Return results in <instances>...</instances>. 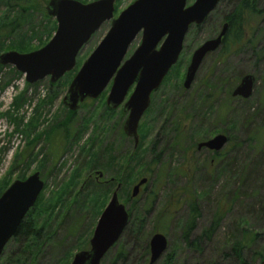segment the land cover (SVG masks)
<instances>
[{"label":"rangeland","instance_id":"374dc122","mask_svg":"<svg viewBox=\"0 0 264 264\" xmlns=\"http://www.w3.org/2000/svg\"><path fill=\"white\" fill-rule=\"evenodd\" d=\"M48 1L34 0V4L45 13ZM134 1L115 0L113 18ZM193 1L187 0L186 5ZM236 1L220 2L202 25L188 31L178 62L151 95L152 106L139 122L137 155L141 162L132 172L128 154L133 141L122 132L127 115L122 105L114 110L105 105L111 82L97 99L86 100L70 117L61 103L79 67L106 35L110 21L92 35L75 67L55 84L45 78L30 85L14 67L0 66V195L14 181L38 172L44 183L41 213L35 216L38 225L52 212L37 255L29 264H70L75 253L88 250L96 222L117 184L119 202L130 209L131 189L142 178L147 182L140 189L132 216L136 220L137 214H144L142 231L149 239L162 234L168 244L155 264H169V260L170 264H240L224 255L231 240L244 247L241 260L247 264L264 261V33L225 57L220 48L208 54L190 88L182 86L192 52L219 32ZM2 11L0 7V14ZM41 20L35 14L33 25L40 26ZM140 38L138 34L124 60L138 47ZM14 41L21 43L14 37L4 40L0 54L29 53L10 49ZM37 43L33 40L31 45ZM244 75L254 77L252 94L247 99L232 97ZM65 122L67 140L63 139L65 129L57 128ZM220 134L227 142L219 151L196 149L198 143ZM154 141L158 147L150 151ZM154 156L158 157L156 165L150 163ZM97 172L102 178H96ZM88 178L97 185L110 178L115 181L92 190L86 185L77 196ZM191 202L195 213H191ZM215 213L221 219L210 239L201 240L197 247L188 246L189 239L199 237L210 226ZM191 218L194 226L185 241L183 234ZM134 238V233L120 237L101 264H148L149 252L143 255ZM3 251L0 264H7L18 245L9 241Z\"/></svg>","mask_w":264,"mask_h":264},{"label":"water","instance_id":"95a60500","mask_svg":"<svg viewBox=\"0 0 264 264\" xmlns=\"http://www.w3.org/2000/svg\"><path fill=\"white\" fill-rule=\"evenodd\" d=\"M220 1L194 0L186 5L187 0H135L113 18L115 0L87 4L76 0H49L44 9L46 15L55 21L53 36L38 50L25 54L14 51L0 54V66L14 67L30 85L45 78L55 84L75 67L79 52L92 35L103 23L110 21L106 35L79 67L61 103L68 111L76 112L86 100L97 99L111 82L105 105L109 110L122 105V111L127 115L122 132L132 139L135 149L138 125L150 106L151 95L178 62L189 29L202 25ZM227 29L228 24L223 23L213 38L192 52L185 70L184 89L190 88L203 59L221 47ZM138 34H141L140 44L124 60ZM253 85L254 77L244 75L231 96L247 99L252 94ZM131 87L133 90L127 96ZM226 142L227 138L220 134L198 143L196 149L217 152ZM95 176L102 178V173L97 172ZM146 182L147 179L142 178L132 187L131 199L138 196ZM43 187V181L35 172L25 180L14 181L0 195V256ZM119 188L117 185L101 212L88 250L75 253L70 264H101L120 239L129 222V214L119 202ZM167 246L162 234H153L148 242V264H155Z\"/></svg>","mask_w":264,"mask_h":264},{"label":"trees","instance_id":"16d2710c","mask_svg":"<svg viewBox=\"0 0 264 264\" xmlns=\"http://www.w3.org/2000/svg\"><path fill=\"white\" fill-rule=\"evenodd\" d=\"M81 1H86V0H81ZM222 1L225 0H221L220 2ZM0 7H3V11L0 14V47H3L4 40H9L11 37H14L17 40L18 39L21 40V43L16 45L15 41L11 42L10 49L18 50L22 53L30 52L33 51L34 49H38L43 45H45L55 31L56 28L55 21L52 18L48 17L46 13H44L41 9H39L34 4V0H0ZM37 13L43 18V20L40 21L41 22L40 26L35 27L33 25V20H34V15ZM223 23L228 24V29L223 38L219 51L220 54L223 57H225L227 55L235 53L236 51H240V49L244 45L252 44L255 36L257 37L259 34L264 33V3H262V0H237L235 3L231 5L230 12L224 17ZM24 26H28L26 31L23 30ZM191 28H196V27L193 26ZM33 40H37L38 43L36 46L31 45V42ZM151 106L149 107L151 108ZM169 112H170V108L168 107L166 114H168ZM72 114L73 113L69 111V117L72 116ZM160 116L158 117L159 119ZM164 122L162 121L160 123V129L163 127ZM157 123L159 122L156 121V124ZM60 127L61 129H65V132L63 133V139L67 140L69 138L68 130H66L67 122L59 125L57 128ZM75 137H77V133ZM157 147H158V141H154L151 145L150 151H154ZM138 150L139 149L137 147L135 149L133 148V143H132V147L129 149L130 153L128 154L130 172H132L130 170L132 169V167L133 168L137 167L141 162V158L139 159L137 155ZM102 153H103L102 151L99 152V155H101ZM157 162H158V157L154 156L150 163L156 165ZM122 177H124V175ZM114 181L115 179L110 178L108 181H106L105 184L97 185L94 181H91V179L90 180L86 179L82 188L79 190V193H77L76 195L80 196L82 194L81 192L84 190V187H86V185H87V189L92 190V187L94 188L106 187L107 186L106 184H111ZM117 185H119V183ZM42 195L43 193L39 194L34 206L28 211V213L26 214V216L18 226L14 236L11 238L10 241H12L13 243H17L18 251L15 257L7 258L6 260L7 264H27V263L29 264L31 261L35 259L38 252V247L42 243L44 228H46V224L49 221V218L52 216L51 214L52 212L49 211L47 216L40 219L42 221V224L38 225V221L35 219V216L41 213V210H38V208L39 205L41 204ZM137 197L131 199V203H132L131 208L127 209V212L129 214V222L124 232L122 233L121 238L124 237L127 233H134L135 234L134 241H137L139 243L140 248L142 250V254L147 255L149 252V247H148L149 235L145 234L144 231H142L145 223V216L144 214L139 213L135 216L137 217L136 220L134 216H132V211L137 202ZM151 202H153V200H151ZM58 204H61V202L58 201ZM75 205H76V201H75ZM190 210L191 213H195L196 208L194 202H191ZM145 213H148V211H146ZM215 216L216 217H214V220L210 224V226L206 230H204L199 237L191 240L189 239V241L186 243L188 246L197 247L201 240L210 239V237L212 236V234L214 233V231L218 226V222L220 221L219 219H221V216L218 215L217 213H215ZM65 219L66 216L63 218L62 221H64ZM193 226H194V222H193V218H191V221L188 222L186 226V231L183 234L185 241L188 240L187 239L188 233L192 230ZM233 236H231V238ZM234 238L235 237H233L232 239ZM231 242H229L230 245L228 246V250H226L227 252H224V255L226 257L234 258L235 260L239 261L240 264H247L246 262L241 260L242 259L241 254L244 247L240 245L239 242L232 244ZM3 253L4 251L2 252V255ZM107 254L104 256L103 260L105 259ZM2 255L0 256V260L2 259ZM119 258H121L120 254L117 255L115 260L118 261ZM103 260L101 261V263L103 262ZM66 263L67 261L64 264ZM170 263L171 260H169V264ZM114 264H116V261L114 262Z\"/></svg>","mask_w":264,"mask_h":264},{"label":"flooded vegetation","instance_id":"af4514ba","mask_svg":"<svg viewBox=\"0 0 264 264\" xmlns=\"http://www.w3.org/2000/svg\"><path fill=\"white\" fill-rule=\"evenodd\" d=\"M91 177H92V176H91ZM91 177H90V178H91ZM90 178H88V179H90ZM140 189H141V188H140Z\"/></svg>","mask_w":264,"mask_h":264}]
</instances>
